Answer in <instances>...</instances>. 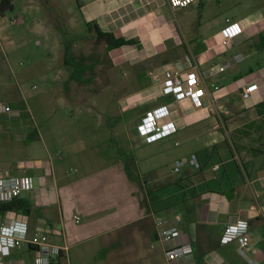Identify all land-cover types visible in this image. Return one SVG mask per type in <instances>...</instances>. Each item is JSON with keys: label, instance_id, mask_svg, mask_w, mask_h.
Returning <instances> with one entry per match:
<instances>
[{"label": "crops", "instance_id": "1", "mask_svg": "<svg viewBox=\"0 0 264 264\" xmlns=\"http://www.w3.org/2000/svg\"><path fill=\"white\" fill-rule=\"evenodd\" d=\"M205 2L194 0L185 7H172L167 0L80 4L84 22L137 40L107 52L106 74L115 80L106 82L104 97L87 100L81 110L85 114L71 116L81 128L76 133H89L82 129L90 122L97 135L106 122L109 131L125 141L114 149V158L94 170L75 174L65 153L52 154L51 141L59 134L48 123L50 115L40 112L34 117L25 113V104L16 102H11L17 108L11 113L0 111V169L32 178V187L24 186L20 195L28 201L29 212L7 211L0 215V224L20 220L30 235L40 231L45 243L59 249L51 264H87L95 250L109 251L101 254L108 259L117 244L122 254L134 255V264H250L237 253L235 241L220 242L224 226L239 220L247 222L246 255L264 264V160L258 159L264 154V110L256 107L264 101V63H248L258 53L256 39L264 32V19L231 16L240 32L223 47L220 32L226 21H215V14L205 20L190 16L189 7L202 9ZM219 66L224 69L209 73ZM168 70L197 75L204 87L201 106L164 91L161 79ZM252 83L256 88L242 98L241 88ZM95 105L101 110L96 118L89 113ZM161 107L167 112L159 122L171 121L175 130L148 140L137 126ZM32 131L40 145L22 143ZM42 131L51 136L49 142L43 141ZM128 160L136 170L131 178ZM176 161L183 162L178 171L173 170ZM142 192L149 198V214L140 204ZM158 218L179 229L173 243L189 244L191 254L166 260ZM36 255L33 247L12 248L0 255V264H35Z\"/></svg>", "mask_w": 264, "mask_h": 264}, {"label": "rangeland", "instance_id": "2", "mask_svg": "<svg viewBox=\"0 0 264 264\" xmlns=\"http://www.w3.org/2000/svg\"><path fill=\"white\" fill-rule=\"evenodd\" d=\"M82 1L78 0L80 4ZM78 2L13 0V9L0 15V106H7L5 112L0 111L11 113L17 109L11 102H16L22 106L25 104L28 108L25 113L34 117L40 112L50 115L48 123L51 122L59 134L51 141L54 145L52 154L65 153L69 171H76L75 174L94 170V167L114 158V149L125 142L119 135L113 133V136L106 122L101 123L100 127L105 125V128L97 135L95 123H87L82 130H89V133L80 134L76 130L81 128L75 121L71 122L74 119L72 115L85 114V110H81L85 109L87 100L97 102V98L104 97L106 82L115 80L111 73L106 74L105 44L98 42L94 32L84 25ZM188 9L196 20H205L212 14H215L217 22L243 15L253 18L261 15L264 19V0H207L202 9L197 5ZM260 41L263 45L258 43ZM256 42L258 53L248 59L252 67L264 63V36L258 37ZM75 66H82L76 72L78 78L72 74ZM114 94L118 95V92L114 91ZM112 109L115 110L116 106ZM89 113L96 118V114H101L100 107L95 105ZM3 119L0 114V124ZM121 128L124 129V125ZM41 135L43 141L49 142L51 136L48 133L42 131ZM32 141L36 146L41 144L37 139L25 138L22 143L27 145ZM258 159L263 161L264 154L258 155ZM237 161L242 159L238 157ZM132 174L136 175V171ZM144 196L142 192L140 197ZM116 248L108 259L101 256L104 252L107 254V250L91 251L87 264H134L133 254H122L119 244Z\"/></svg>", "mask_w": 264, "mask_h": 264}, {"label": "built area", "instance_id": "3", "mask_svg": "<svg viewBox=\"0 0 264 264\" xmlns=\"http://www.w3.org/2000/svg\"><path fill=\"white\" fill-rule=\"evenodd\" d=\"M194 0H167L172 7H185ZM240 32V26L236 21L226 19V24L221 30V38L219 44L223 47L227 46ZM223 66L211 67L209 73L222 71ZM156 81H160L157 75H153ZM164 91L172 93L175 98H191L196 106H201V96L204 93V87L200 85L199 79L194 72H187L184 76L178 75L172 71H165L161 79ZM256 88V84H248L241 88L240 95L242 98L249 97L251 91ZM0 110L5 112L7 106L1 104ZM165 107L160 110L148 112L142 121L139 122L138 132L148 140H154L172 133L175 127L171 121L160 123V116L166 113ZM191 163L196 165L195 158H191ZM182 161H176L173 170L178 171L182 166ZM24 186L26 188L32 187V178L29 176H17L3 173L0 169V201H7L15 197H20ZM79 220V216H75V221ZM156 226L159 238L167 243L164 248V255L167 261L176 260L177 258L192 253V247L189 244H175L173 240L179 235V229L175 226H168L164 220L156 219ZM235 241L237 243V253L242 257L248 259L250 264H258L255 259H250L245 252V247L248 243L247 237V222L239 220L236 223H230L224 226L220 242L227 243ZM170 243V244H169ZM22 246H31L36 248L37 255L34 259L35 264H51L59 255V249L44 242L40 231L33 235L28 233L27 225L24 221H10L0 224V255L8 254L12 248H19Z\"/></svg>", "mask_w": 264, "mask_h": 264}, {"label": "trees", "instance_id": "4", "mask_svg": "<svg viewBox=\"0 0 264 264\" xmlns=\"http://www.w3.org/2000/svg\"><path fill=\"white\" fill-rule=\"evenodd\" d=\"M78 2V0H76ZM78 8L80 7V3H77ZM13 9V0H0V15H4L7 11H11ZM84 25L87 27L88 30H92L94 32L95 38L98 42H103L105 44V53L107 56V52L114 47L122 46V45H127V44H134L136 43V39H125L123 37H118L115 36L113 33L109 31H104L99 28L96 22H84ZM264 32L259 34V37H263ZM263 40V39H262ZM263 42V41H262ZM108 60V56H107ZM82 66H75L72 74L78 78L76 72L80 71ZM72 75V76H73ZM257 108H261L264 110V101H262ZM36 137V132L32 131L28 133L25 137V139H34ZM230 142L233 144V135L232 133L229 134ZM132 163V161H130ZM129 160L126 166V173L128 177H132V172H135V168L131 169ZM132 166L133 163H132ZM140 204L145 208V211L147 214L151 212L150 208V202L149 198L147 197H142L140 198ZM20 211L23 213H28L29 212V203L25 199H22L21 197H15L7 201H0V215L6 213L7 211ZM31 248V246H29Z\"/></svg>", "mask_w": 264, "mask_h": 264}]
</instances>
